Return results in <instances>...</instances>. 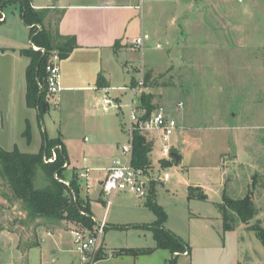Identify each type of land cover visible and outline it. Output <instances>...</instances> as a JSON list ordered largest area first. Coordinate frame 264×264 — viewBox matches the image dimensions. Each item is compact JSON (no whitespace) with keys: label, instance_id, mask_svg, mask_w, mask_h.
Listing matches in <instances>:
<instances>
[{"label":"rangeland","instance_id":"obj_1","mask_svg":"<svg viewBox=\"0 0 264 264\" xmlns=\"http://www.w3.org/2000/svg\"><path fill=\"white\" fill-rule=\"evenodd\" d=\"M65 1L34 0L42 6H60ZM144 9L145 27L154 31L149 42L152 51L145 53V48L143 53L134 54L136 62L131 63L134 66L130 65L132 72L127 71L128 64L125 63L129 58L123 55L112 73V86L128 85L132 77L135 82L143 78L144 85L152 89L156 109L169 111L178 123L182 118L186 124L200 125V130L193 131L198 136L195 140H199L195 145H200L192 151L190 148L186 150L185 161L181 165L160 167L157 163L161 157L162 141L157 139L152 157L156 168L150 176L142 175L140 178L146 196L140 197L132 192H119L114 196L106 213L110 226L104 231L102 241L108 247L117 248L141 249L155 245L149 229L127 227L136 222L154 220L153 212L145 204L154 181L157 202L164 205L170 228L179 231L193 249L188 260L182 259L181 264H264V247L254 232L246 231L243 225L225 232L222 220L217 222L215 219L207 221L199 218V214L216 213L217 205L208 200L189 198L188 192L191 183L204 182L210 200L221 201L222 187L217 186L216 179L225 166V170L230 171L226 175V180L230 179L229 192L241 198L247 193L249 176L254 174L261 182L251 189L258 214L250 224L264 227V138L261 134L264 130V0H148L144 2ZM0 11L7 15L6 23L0 21V37L3 38L9 32L16 31V21L13 20V24L10 22L14 17L21 24L20 4H7L0 7ZM172 15L174 24L169 31L170 28L166 30V27ZM58 19V12L49 13L45 29L49 26L47 30L50 28L55 32ZM122 93V106L110 107L107 112L98 105L105 97L104 91L98 93L100 100L97 103L94 94L87 92L60 93L59 107L51 108L43 121L48 137H61L66 146L70 164L66 171L67 183L75 170L85 172L89 169L93 186L92 210L100 222L106 205L97 200L98 180L104 179L105 172L115 166L116 158L123 164L130 160L128 155L123 154L122 146L130 139L132 95L130 91L125 93L117 89L106 94L114 99ZM139 97H135V106L140 105ZM118 100L116 98L115 101L119 104ZM178 103H183V108H179ZM182 131L184 127L179 123L178 130L171 136L173 144L175 140L181 143ZM24 132L13 143L19 148L22 146L33 151L36 144L28 143ZM238 135L245 139L247 150L255 154L256 171L251 169L249 172L248 168L236 162H229L227 166L221 160L223 153L233 149L239 156V162H245L247 154L240 138L236 141ZM228 142L232 145L228 146ZM13 145L6 146L13 150ZM233 157L234 154H231L225 161ZM231 171H236L238 176L233 177ZM166 173L169 174L167 181L164 180ZM43 181H46L45 176L38 174L36 186L43 188ZM80 181L82 195L88 199L87 180L80 178ZM0 188L11 194L1 179ZM17 202L14 200L12 203L13 207L16 206L13 215L16 220L11 226L20 227V244L25 248L31 226L22 220L20 212L23 210ZM5 205L8 206L7 203ZM204 223L214 228L204 226ZM113 224L127 229L111 228ZM67 226L70 228L65 229L69 231L59 229L53 236L43 235V249L48 252L49 258L58 257L60 264H83L72 231L85 229L73 223ZM31 239L35 241L32 236ZM207 243L211 250L202 247ZM54 244H59V247ZM51 251L57 253L49 255ZM130 259L134 258L130 255ZM92 261L90 258L88 264Z\"/></svg>","mask_w":264,"mask_h":264},{"label":"crops","instance_id":"obj_2","mask_svg":"<svg viewBox=\"0 0 264 264\" xmlns=\"http://www.w3.org/2000/svg\"><path fill=\"white\" fill-rule=\"evenodd\" d=\"M148 0H66L60 6H42L36 4L34 0H31L32 7L36 10L42 9H49L51 13L52 11L59 13V19L57 21V25L55 28L59 30L60 34L64 36H74L77 40L78 48H76L71 55L64 60H61V85L62 91L61 93L67 92H87L90 94H94L96 98V103L100 99L98 98V93L100 91H104V95L106 93H110L111 91H115L117 89L120 92L127 93V88L132 85L133 78L131 79L128 85H123L121 87H114L112 86V73L114 68L118 66L121 62L122 56L126 55L129 60H126L125 64H128L126 67L127 71L132 72V65L135 61V55L137 51L132 50V41L138 37H143L146 41V52H151L152 50L149 47V42L152 40L154 36L153 29L147 30L144 23V16H145V9H144V2ZM194 1V0H193ZM49 15V14H48ZM174 15V14H173ZM173 15L169 18V26L166 27L171 31L173 27ZM21 16V13H20ZM13 20L16 21L14 26H16V31L9 32L6 34V37H0V145L5 149L8 148L6 145L11 147L10 145L14 144L12 147H18L15 141L18 135H22L24 130L26 129L27 123L31 125L32 128V142L36 144V147L33 151H29V149H24L20 146L19 150L25 153H38L42 147L44 134L46 131L44 129V122L43 127L40 126V122L38 121V113L34 109H30L26 103V92H27V82H26V69L30 63V59L21 54L23 49H28L32 47V42L30 39V28L24 23L21 17V24L19 23L18 19H12L10 22L13 24ZM47 21V20H46ZM7 22V19L5 23ZM16 24V25H15ZM46 24V23H44ZM8 24H6L7 26ZM172 26V27H171ZM46 27V26H45ZM49 26H47L48 29ZM49 30H51L49 28ZM29 33V37H28ZM119 42L118 46L115 48L116 43ZM146 55V54H145ZM144 55V58H145ZM134 56V58H133ZM145 62H148L145 59ZM132 63V64H131ZM143 64V62H142ZM134 66V65H132ZM130 67V68H129ZM100 77L103 78L105 81L104 87H99L98 82ZM172 87V86H171ZM109 89V90H108ZM146 94L152 95V104L153 102V94L152 89L146 86L144 91ZM123 93L117 95L116 98L119 99V106L121 107L123 104L122 101ZM140 107L136 106L138 110H141V96L139 97ZM132 102V97H131ZM130 102V104H131ZM135 102V99H134ZM182 104V106H179ZM179 108H183V103L177 104ZM135 106V105H134ZM169 115L175 118V116L167 112ZM130 120V115H129ZM177 120V119H176ZM221 120V117H220ZM179 123L183 125L184 131H182L181 143L178 144L177 140H175L174 144L172 141L170 142L172 148V154L176 153L180 156V160L174 162L172 165H181L182 162L185 161V152L188 148L192 151L196 146V142L199 140H195L197 135H194L193 131L197 129H201L200 125L197 124H186L185 121H182V118L179 120ZM178 123V125H179ZM199 125V126H198ZM222 126V125H219ZM225 126V125H223ZM232 129H243L242 127L237 126H225ZM158 135V138L156 137ZM264 138V130L261 132ZM147 139L150 141L152 150L150 153V160L152 163L151 169L148 173L142 175L150 176L151 173L154 172L156 168V163L153 160V153L156 147V140L161 139V134L157 131L147 132L144 133ZM22 138V136H21ZM240 138L242 143L243 149H245V153L247 154V158L245 162H239V156L236 154V151L231 149L229 152L223 153L221 156V160L223 163L229 162H236L241 167H246L249 169H254L256 171V161H255V154L249 152L247 150V145L245 139L241 136H237V140ZM51 139V138H50ZM23 140V138H22ZM234 141V140H231ZM264 142V140H262ZM177 143V144H176ZM237 142H235L236 145ZM193 144V145H192ZM228 146L232 144L230 142L227 143ZM191 145V146H190ZM163 143L160 150L161 157L158 161V165L163 167L162 162L173 161L172 158H166L162 152ZM11 151V150H9ZM231 154H234L232 160L226 162L225 158L229 157ZM117 159V158H116ZM115 159V160H116ZM171 165V166H172ZM68 166V165H67ZM167 166V167H171ZM223 172L220 173V176L216 179L217 186L222 187V200L224 191H228L229 195L233 198L236 196H232L229 192L228 183L230 179L227 178L230 172L229 170H225V166H223ZM70 164L68 166L69 170ZM207 167H203L205 169ZM220 171V169H219ZM233 172V177H237L238 173L236 171ZM104 179L98 180L99 189H98V196L97 200L101 201L104 205H106V211L102 221L100 222L96 216L94 211L91 210L94 216V220L99 225L102 222H105L106 228L110 226L108 225L106 213H107V198L102 190V183L105 181L108 170L105 172ZM228 173V174H227ZM255 173V172H254ZM167 174V173H166ZM165 174V175H166ZM82 175H84L82 177ZM254 175V174H253ZM249 176V182L246 184L247 193L250 191L251 186L253 184L254 176ZM80 178H84L87 180L88 183V199L92 200L91 198V191H92V183L91 177L89 176V169L87 168L85 172H79ZM165 177V176H164ZM37 181V179H36ZM154 182V181H152ZM45 185H41L42 187L46 186V181H43ZM214 184V183H213ZM190 187L198 189L195 192L193 198H197L198 193H203L207 197L205 201H209L218 205L222 203V200L211 201L209 195L207 194L208 187L204 182H193L188 186L189 198L190 197ZM244 193V192H242ZM246 193V194H247ZM11 195L10 193H7ZM245 194V195H246ZM244 195V196H245ZM242 196V197H244ZM241 197V198H242ZM87 199V198H86ZM157 200V198H156ZM8 204V206H4V204ZM13 202H8L2 197H0V264H60V259L58 257H48V252L43 249L42 246V236L48 235L53 236L56 231L66 230L65 227L68 229L70 228V223H64L60 227L55 226H40L37 228V224L40 222L38 220L35 223H28L27 221V213L23 210L20 212L22 220H26V224L31 226L30 237L27 236L28 241L27 245L21 247V236L19 233V226H11L14 225L16 217L13 215L15 214L16 206H12ZM18 205L21 206L20 201L17 202ZM146 204V203H145ZM159 204V203H158ZM160 205V204H159ZM164 208V205H160ZM22 208V206H21ZM166 211V210H165ZM167 213V211H166ZM154 214V213H153ZM168 215V213H167ZM155 216V215H154ZM199 218L203 220H212L215 219L217 222L222 220L220 211L218 206H216V213L214 214H199ZM169 219V217H168ZM168 219L165 224V228L184 241L183 235L176 231L173 228H170L168 224ZM260 220V219H259ZM156 221V216L154 220L151 222H136L135 224L127 225L128 228H135V227H142L147 228L153 234V230L150 228V225ZM223 223V221H222ZM10 224V226H8ZM148 227H145V226ZM244 226L246 231L248 225L241 224ZM204 226H209L210 228H214L209 223H204ZM240 226V225H239ZM238 226V227H239ZM127 227H123V229H127ZM111 228H122L120 224H113ZM69 231V230H66ZM251 232V231H248ZM213 235V233H212ZM31 236L35 239L32 241ZM154 238V235H153ZM155 241V239H154ZM186 242V241H185ZM187 243V242H186ZM36 245V246H33ZM58 246L59 244H54ZM157 245L155 241V245L149 248H155ZM209 243L202 247L206 250H211L209 247ZM59 247V246H58ZM191 247V246H190ZM102 249L103 253L106 255V258L101 259L99 262H95L93 264H168L172 260L176 261V264H181L182 259L188 260V258L192 254V247H191V254L188 255L186 253H172L170 250L166 249H158L152 254L149 255H139V256H132L134 259H130V255H117V252L123 249H136V248H117V247H108L105 241H102ZM142 249V248H141ZM37 254L36 256L34 253ZM33 253V254H32ZM57 252L51 251L49 255L55 254ZM32 254V255H31ZM242 264V263H239Z\"/></svg>","mask_w":264,"mask_h":264},{"label":"trees","instance_id":"obj_3","mask_svg":"<svg viewBox=\"0 0 264 264\" xmlns=\"http://www.w3.org/2000/svg\"><path fill=\"white\" fill-rule=\"evenodd\" d=\"M19 3L20 13L24 23L30 28V39L33 47L23 49L21 54L30 59L26 69V103L30 109L38 113V121L43 127L45 115L52 106L48 96L47 67L51 59L56 55L60 60L67 59L71 53L78 48L74 36H64L59 30L53 32L44 27V23L50 12L49 9L36 10L32 7L31 0H1L0 6ZM119 42L116 43L115 48ZM147 81L149 78L146 79ZM135 80L132 85H135ZM99 87L105 86V81L100 77ZM141 109L145 111V117L156 110L152 104V95L143 93L141 96ZM24 136L28 143L32 141V128L27 123ZM133 153L131 166L145 174L152 167L150 153L152 146L147 137L139 131L134 132ZM56 155L53 162H46L47 159ZM175 160L168 163L162 162L163 167L171 166ZM69 166V159L66 146L61 137L50 139L44 134L42 147L38 153L21 152L18 147L13 150H5L0 145V179L3 180L12 195L7 194L0 188V197L8 202L20 201L22 209L27 213L28 223H35L38 220L37 228L40 226L60 227L64 223H73L81 226L90 233H95L99 225L94 220L91 210V202L82 195V184L79 172L75 170L69 183L66 179V171ZM43 174L46 179V186L38 188L36 179L38 174ZM259 177L253 178L252 188L260 184ZM156 182L151 183V190L146 201V206L156 216V221L150 225L153 230L154 239L157 243L155 248L123 249L117 255H149L158 249L170 250L172 253L191 254V247L182 238L165 228L168 215L164 208L156 200ZM250 191L242 198H233L227 189L224 191L222 203H219L223 229L225 232L235 230L239 225H248L247 230L254 232L264 247V227L251 225V221L258 214V208L254 200L253 191ZM198 189L190 187V197L193 198ZM197 198L206 200L203 193H198ZM145 227H148L147 225ZM123 228V227H122ZM36 246V245H33ZM106 258L101 248L95 261ZM168 264H176L172 260Z\"/></svg>","mask_w":264,"mask_h":264},{"label":"built area","instance_id":"obj_4","mask_svg":"<svg viewBox=\"0 0 264 264\" xmlns=\"http://www.w3.org/2000/svg\"><path fill=\"white\" fill-rule=\"evenodd\" d=\"M1 7V6H0ZM7 15L0 11V21H6ZM146 41L143 37H138L134 39L131 43L134 51L143 53L146 48ZM35 50H39L36 46L32 45ZM47 86H48V96L52 108H58L60 102V93L62 91L61 85V60L58 56H54L48 67H47ZM130 91L132 95V102L130 104V128H129V142L122 146V152L124 155H128L130 160L128 163L123 164L119 159L114 161V167L108 170L107 177L102 183V190L107 198V209L112 205L114 196L119 192H132L140 197H145L146 192L144 189V183L140 181L142 173L135 170L131 166V158L133 153V139L134 132L139 131L144 134L147 132L157 131L161 134V139L163 143V155L166 158H171L172 148L170 145L171 136L178 130L179 125L176 118L169 115L163 109H156L149 118L143 119L145 117V111L143 109L138 110L134 106L135 97L142 96L146 86L144 85L143 78L136 81L135 85L125 87ZM109 90V89H108ZM109 93V92H108ZM116 100V98H114ZM109 97L107 94L105 97L98 102V105L102 107L104 112H107L110 107H120L117 101ZM179 106H182L180 104ZM56 155L54 154L52 158L47 159L46 162H53ZM84 175H82L83 177ZM169 179V174H166L164 180ZM106 224L102 222L99 224L98 229L95 233H90L86 230L72 231L74 242L77 246L76 250L81 255V262L83 264H88L91 258L93 263L100 249L102 248V235L105 231ZM91 263V264H93Z\"/></svg>","mask_w":264,"mask_h":264},{"label":"water","instance_id":"obj_5","mask_svg":"<svg viewBox=\"0 0 264 264\" xmlns=\"http://www.w3.org/2000/svg\"><path fill=\"white\" fill-rule=\"evenodd\" d=\"M171 158H172L173 160H175V161H179V160H180V156L177 155L176 153H173V154L171 155Z\"/></svg>","mask_w":264,"mask_h":264}]
</instances>
